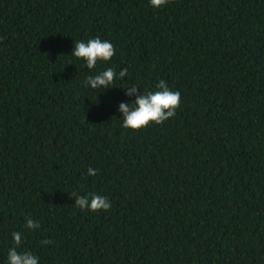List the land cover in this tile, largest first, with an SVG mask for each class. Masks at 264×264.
Masks as SVG:
<instances>
[{
  "label": "trees",
  "instance_id": "obj_1",
  "mask_svg": "<svg viewBox=\"0 0 264 264\" xmlns=\"http://www.w3.org/2000/svg\"><path fill=\"white\" fill-rule=\"evenodd\" d=\"M95 37L115 55L90 70ZM107 67L128 75L84 85ZM161 79L176 114L121 127L124 87ZM12 232L39 264H264V0H0V264Z\"/></svg>",
  "mask_w": 264,
  "mask_h": 264
},
{
  "label": "clouds",
  "instance_id": "obj_2",
  "mask_svg": "<svg viewBox=\"0 0 264 264\" xmlns=\"http://www.w3.org/2000/svg\"><path fill=\"white\" fill-rule=\"evenodd\" d=\"M154 8H160L168 3V0H149ZM71 55L85 61L87 69H95L98 63H107L115 55V46L109 40H102L95 37L87 40H78L73 43ZM128 75L127 69H122L118 77L123 78ZM117 72L112 67H107L93 75H88L84 80V85L93 90L110 89L111 85L118 78ZM125 88V95L135 97L134 100L121 102L119 112L122 113L121 127L125 129L139 130L148 127L151 123L156 125L176 114V109L180 105V92L169 89L164 80H159L156 90H145L141 92L137 85H128ZM97 171L91 167L87 170L88 176L97 175ZM75 200V206L81 210L92 212L103 210L108 211L111 207L110 201L102 195L88 193L80 195L77 191L70 193ZM24 228L36 230L40 227L38 221L25 217ZM13 246L8 250L7 264H39V258L30 251H17L23 243L21 232H12ZM52 241L43 240L41 244H50Z\"/></svg>",
  "mask_w": 264,
  "mask_h": 264
}]
</instances>
